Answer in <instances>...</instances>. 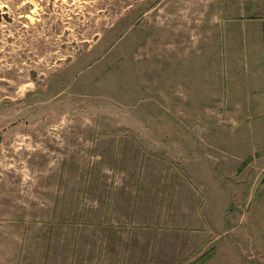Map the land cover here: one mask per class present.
Here are the masks:
<instances>
[{"label": "rangeland", "instance_id": "374dc122", "mask_svg": "<svg viewBox=\"0 0 264 264\" xmlns=\"http://www.w3.org/2000/svg\"><path fill=\"white\" fill-rule=\"evenodd\" d=\"M263 179L264 0H0V264H264Z\"/></svg>", "mask_w": 264, "mask_h": 264}, {"label": "crops", "instance_id": "0c3cea01", "mask_svg": "<svg viewBox=\"0 0 264 264\" xmlns=\"http://www.w3.org/2000/svg\"><path fill=\"white\" fill-rule=\"evenodd\" d=\"M112 195L117 196L115 193ZM243 221L244 224L247 225L244 228V231L247 232L249 236H253V240H261L264 243V179L250 196ZM107 236L109 237L107 241L110 242L112 240L111 237L113 236L109 233ZM219 252L220 251H218L213 258L209 259L204 264H214L220 257Z\"/></svg>", "mask_w": 264, "mask_h": 264}]
</instances>
